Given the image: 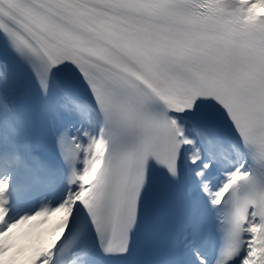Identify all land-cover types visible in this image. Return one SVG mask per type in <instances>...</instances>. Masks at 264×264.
I'll return each mask as SVG.
<instances>
[{"label":"snow or ice","instance_id":"6c2138e0","mask_svg":"<svg viewBox=\"0 0 264 264\" xmlns=\"http://www.w3.org/2000/svg\"><path fill=\"white\" fill-rule=\"evenodd\" d=\"M0 264H264V0H0Z\"/></svg>","mask_w":264,"mask_h":264}]
</instances>
